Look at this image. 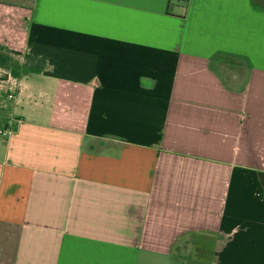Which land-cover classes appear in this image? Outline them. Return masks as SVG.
I'll list each match as a JSON object with an SVG mask.
<instances>
[{
    "label": "crops",
    "instance_id": "0c3cea01",
    "mask_svg": "<svg viewBox=\"0 0 264 264\" xmlns=\"http://www.w3.org/2000/svg\"><path fill=\"white\" fill-rule=\"evenodd\" d=\"M0 46L45 61L0 86V264H264V0H0Z\"/></svg>",
    "mask_w": 264,
    "mask_h": 264
},
{
    "label": "trees",
    "instance_id": "16d2710c",
    "mask_svg": "<svg viewBox=\"0 0 264 264\" xmlns=\"http://www.w3.org/2000/svg\"><path fill=\"white\" fill-rule=\"evenodd\" d=\"M23 57V62L15 57ZM45 66V61L38 57L20 52L11 51L0 46V69L5 71L6 77L9 75L15 79H21L27 74L40 73ZM2 82L5 78L0 79Z\"/></svg>",
    "mask_w": 264,
    "mask_h": 264
},
{
    "label": "rangeland",
    "instance_id": "374dc122",
    "mask_svg": "<svg viewBox=\"0 0 264 264\" xmlns=\"http://www.w3.org/2000/svg\"><path fill=\"white\" fill-rule=\"evenodd\" d=\"M15 58H17L20 61V63L24 61L23 57H15ZM257 62L264 63V61H257ZM9 77H10L9 75L6 77L5 71L0 70V79H2V78L4 79L5 78V80L3 82H2V80L0 81V86L3 85L4 83H9V82H7ZM4 89H6V88L4 87ZM11 93H13V91Z\"/></svg>",
    "mask_w": 264,
    "mask_h": 264
},
{
    "label": "built area",
    "instance_id": "2783aa9c",
    "mask_svg": "<svg viewBox=\"0 0 264 264\" xmlns=\"http://www.w3.org/2000/svg\"><path fill=\"white\" fill-rule=\"evenodd\" d=\"M1 70V69H0ZM8 81L9 82H11L12 81V83H14V84H17V85H15V87L18 89V88H21V84L20 83H16L15 82V78H13V77H9L8 78ZM13 97V95H9V98H12Z\"/></svg>",
    "mask_w": 264,
    "mask_h": 264
}]
</instances>
